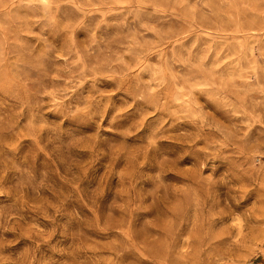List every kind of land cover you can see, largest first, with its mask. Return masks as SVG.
I'll use <instances>...</instances> for the list:
<instances>
[{
  "label": "clouds",
  "instance_id": "9594fccd",
  "mask_svg": "<svg viewBox=\"0 0 264 264\" xmlns=\"http://www.w3.org/2000/svg\"><path fill=\"white\" fill-rule=\"evenodd\" d=\"M173 2L0 0V264H264V119L253 106L234 109L226 125L204 110L232 79H242L234 75L241 59L249 64L245 85L264 71L257 63L264 48H256L264 36L249 44L255 33H244L238 49L221 37L200 39L207 32L186 40L188 32L178 35L162 15ZM244 7L260 8L257 32L264 33V0ZM124 41L170 86L183 81L179 107L161 103L165 81L155 76L114 105L116 93L98 79L111 61L98 57ZM153 50L158 62L149 64ZM247 91L264 93V83ZM130 109L138 122L119 127ZM231 116L250 119L242 130ZM182 121L195 129L166 135ZM164 139L189 147L173 155ZM81 147L87 155L75 150ZM230 222L244 229L236 243L224 239ZM253 228L261 239L245 247ZM238 245L245 250L236 256Z\"/></svg>",
  "mask_w": 264,
  "mask_h": 264
},
{
  "label": "rangeland",
  "instance_id": "374dc122",
  "mask_svg": "<svg viewBox=\"0 0 264 264\" xmlns=\"http://www.w3.org/2000/svg\"><path fill=\"white\" fill-rule=\"evenodd\" d=\"M207 0H174L171 3L170 7L166 8L162 15L168 16L173 24L171 27L178 34L182 35L184 32H188L186 40H193L197 36H200V33L207 32L210 35L200 36V39L211 40L215 37H221V43L224 41H232V44L229 47L235 46L239 48L240 45L236 44V41H243L245 39L244 33L252 32L255 33V36L252 40H249L248 43H255L257 39L264 36V33L257 32V27L259 21L257 19V13L260 11V8L257 7L255 11H250L244 7V4L248 3L249 0H227V3H222L221 0H212L210 7L205 8L203 5ZM255 21V23H253ZM191 27V31L189 30ZM31 39L34 42V38ZM131 41H124L123 46L113 45L110 49H105L99 53V59H107L111 61L110 67L103 66L99 70L98 79H102L106 86V91L115 92L116 95L112 98L114 105L117 107L123 106L122 97H127L130 101L131 97L129 93L133 90L139 91L137 85L140 81H146L151 79L153 76L156 79H161L165 81L164 86L161 88L163 94L161 103H171L174 107H179L180 102L183 100V90L185 85L183 81L176 82L174 86H170L167 81L169 77L164 74L162 71L160 75H157V69L145 67L144 64L140 63V53L141 49L137 47H130ZM39 47V46H38ZM169 49L176 51L177 49H182L181 44H177L173 48L172 44L168 45ZM257 49L264 48V39H260V43L256 45ZM166 55L170 53L165 50ZM246 54V53H245ZM253 55L258 56V52L254 49ZM158 53L153 50L149 57L148 63H157ZM227 59V57H224ZM60 64H63L64 61L60 60ZM231 63V61L229 62ZM257 63L264 67V62L260 59H257ZM139 65V67H137ZM249 66L248 61L241 59L239 66L235 68L234 75L242 77V79H232L230 84L226 85L222 91L219 92L216 99L208 103L205 111H211L213 117L220 121L223 124H229V113L234 109L243 110L245 112H251L253 106H255V113L258 114L261 119H264V108L261 106L264 105V93L259 91L248 92L247 87H256L257 82L264 83V71H261L260 68L256 72V80L250 81L249 85L244 84L243 77L248 74L244 71ZM141 68H144V71H141ZM73 69H69L71 72ZM188 69H184V73H188ZM196 70L192 69L194 73ZM91 75V73H89ZM119 89V91H117ZM199 95V101L204 103L206 97L202 93H197ZM58 99V96L55 97ZM49 106L55 102L52 96L48 97ZM242 106V107H238ZM114 109L109 110L108 119L111 118L112 112ZM130 113L126 114L122 119L118 121L119 127H127L129 125H135L139 120V112H136L135 109H130ZM167 115V113H162ZM250 117H240V116H231V121L238 123L243 130L244 125L247 123ZM155 120V118H153ZM107 119L105 120V126H107ZM73 127L78 132H89L94 130V125H73ZM259 125H254V131L258 129ZM195 129V125L190 122H179L176 124L174 130H170L166 135H171L178 137L181 133L186 130L191 131ZM149 131V128L146 127L141 136L145 135ZM205 131L213 133L212 138L220 136V132L214 129H205ZM109 139H118L114 133H103ZM162 147L168 150L171 154H175L180 150V147H189V145H182L179 139H164L161 141ZM199 143V142H198ZM202 146V144H200ZM77 151H82L87 155L86 147H81L75 149ZM261 162L264 163V158H261ZM177 180L183 181L185 178L173 174ZM261 215L260 209H255V216L259 217ZM230 232L232 233L229 237H224V239H230L232 242H238L244 234L243 226L238 222H230ZM261 239L260 234L256 228H253L249 234V239L245 240V247L249 243H258ZM245 248L239 247L235 253L236 256H239L243 253ZM225 255L232 258V253H228L225 250Z\"/></svg>",
  "mask_w": 264,
  "mask_h": 264
}]
</instances>
